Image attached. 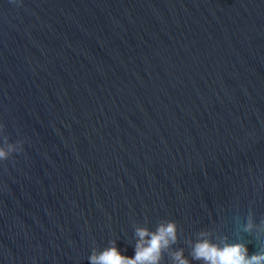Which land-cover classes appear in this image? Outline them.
Returning <instances> with one entry per match:
<instances>
[{"label":"water","instance_id":"1","mask_svg":"<svg viewBox=\"0 0 264 264\" xmlns=\"http://www.w3.org/2000/svg\"><path fill=\"white\" fill-rule=\"evenodd\" d=\"M0 147V264L264 251V0H0Z\"/></svg>","mask_w":264,"mask_h":264},{"label":"clouds","instance_id":"2","mask_svg":"<svg viewBox=\"0 0 264 264\" xmlns=\"http://www.w3.org/2000/svg\"><path fill=\"white\" fill-rule=\"evenodd\" d=\"M7 155V150L0 147V159H7ZM250 228L249 223L246 230ZM136 234L140 240L136 245L134 257L121 254L113 243L98 255L93 251L89 257L91 264H157L162 248L167 247L170 241L176 240V227L173 222H169L166 226L161 225L155 233L149 234L147 229L138 228ZM149 235L150 239L145 240ZM193 258L202 259L206 264H264V251L249 256L247 245L244 243H225L221 247L209 240H203L195 244ZM175 260L179 264H188L181 252L175 253Z\"/></svg>","mask_w":264,"mask_h":264}]
</instances>
